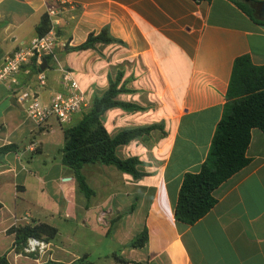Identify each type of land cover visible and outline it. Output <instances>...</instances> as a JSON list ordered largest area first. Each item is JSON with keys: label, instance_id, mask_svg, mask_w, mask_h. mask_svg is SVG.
Returning <instances> with one entry per match:
<instances>
[{"label": "crops", "instance_id": "crops-1", "mask_svg": "<svg viewBox=\"0 0 264 264\" xmlns=\"http://www.w3.org/2000/svg\"><path fill=\"white\" fill-rule=\"evenodd\" d=\"M49 9L61 41L56 61L44 57L38 70L32 60L0 82V147H18L0 153V255L10 264H71L83 256L90 264H264L260 129L250 131L248 163L214 189L203 217L185 224L173 215L183 175L198 172L207 156L234 60L248 55L264 65V23L230 0H0V65L37 36ZM100 33L109 42L67 49ZM58 64L85 91L87 107L72 124L121 76L126 91L115 99L143 109L111 107L99 119L110 136L156 125L115 148L118 158L139 161L142 176L87 163L80 172L92 193L81 191L62 163L64 125L53 116L37 122L15 97L29 89L48 105L63 90ZM38 222L55 227V236L37 239L41 251L18 250L8 228ZM143 229L145 244L129 246Z\"/></svg>", "mask_w": 264, "mask_h": 264}, {"label": "trees", "instance_id": "trees-1", "mask_svg": "<svg viewBox=\"0 0 264 264\" xmlns=\"http://www.w3.org/2000/svg\"><path fill=\"white\" fill-rule=\"evenodd\" d=\"M230 1L254 21L264 23V20L258 17L263 1ZM49 28V17L44 14L35 28L37 36L44 35ZM97 41L109 42V39L104 38V33L97 36L89 35L85 42L67 49H86ZM37 69L39 70V67ZM120 78L121 76L110 81L105 92L94 98L91 108L83 114L80 121L63 129L62 163L73 170L81 191L87 197L92 191L80 172L84 164H112L134 178L143 175L136 168L139 163L136 158L120 159L115 154V148L148 132L156 125L126 129L115 136H110L99 119L101 114L111 107H120L128 111L143 109L136 104L115 99L118 93L126 91L123 85L118 86ZM252 128L264 132V65H255L248 55H242L233 62L223 113L215 127L207 156L198 172H186L183 175L173 208L174 219L177 222L193 224L214 206L216 202L213 196L214 189L249 161L245 152ZM17 150V145L13 144L0 147L1 154ZM7 231L14 233L16 248L22 251L27 245L28 238L43 237L46 240L55 236L57 232L55 227L44 222L17 223ZM146 241L147 230L143 229L128 245L141 247ZM0 264H10L5 255H0ZM71 264L90 263L86 261V256H83Z\"/></svg>", "mask_w": 264, "mask_h": 264}, {"label": "built area", "instance_id": "built-area-1", "mask_svg": "<svg viewBox=\"0 0 264 264\" xmlns=\"http://www.w3.org/2000/svg\"><path fill=\"white\" fill-rule=\"evenodd\" d=\"M56 14L54 9L47 11L48 17ZM61 44L55 27L52 26L44 35L35 36L26 46L16 49L11 56H7L0 65V82H8L21 69L23 65L34 60L36 68L44 57H51L56 61L55 50ZM61 72L62 91L51 93L48 105H43L38 100L36 93L29 89H20L15 93L16 101L24 105L26 112L37 122H43L48 117H55L61 124L72 125L73 116L83 112L86 107L85 91L71 70L58 64ZM40 85L45 83V75L37 74ZM45 243L35 238H29L26 252L41 251Z\"/></svg>", "mask_w": 264, "mask_h": 264}, {"label": "water", "instance_id": "water-1", "mask_svg": "<svg viewBox=\"0 0 264 264\" xmlns=\"http://www.w3.org/2000/svg\"><path fill=\"white\" fill-rule=\"evenodd\" d=\"M259 17L264 20V1L261 3L260 8H259ZM44 64H45V60L43 61L40 68H43Z\"/></svg>", "mask_w": 264, "mask_h": 264}, {"label": "rangeland", "instance_id": "rangeland-1", "mask_svg": "<svg viewBox=\"0 0 264 264\" xmlns=\"http://www.w3.org/2000/svg\"><path fill=\"white\" fill-rule=\"evenodd\" d=\"M65 126H66V125H64V127H65ZM111 230H112V228H111ZM76 232H77V233H80L81 231H80V232H79V231H76Z\"/></svg>", "mask_w": 264, "mask_h": 264}]
</instances>
